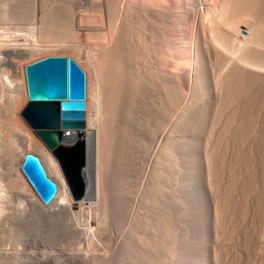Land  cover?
Instances as JSON below:
<instances>
[{"label":"bare ground","instance_id":"1","mask_svg":"<svg viewBox=\"0 0 264 264\" xmlns=\"http://www.w3.org/2000/svg\"><path fill=\"white\" fill-rule=\"evenodd\" d=\"M53 5L57 7V11H59V17L57 18L60 23L57 22L68 31V46L70 47L69 50H72L69 52H73L72 54H74L73 56L78 62L74 60L78 64L80 63L79 65H82L81 68H84L87 72L86 75L83 69L85 72L86 85V107L84 110L85 127L80 130H71V139L65 142L67 144H74L78 141H82L84 144L85 166L81 173L84 185L83 194L78 199L73 197L58 160L52 152L48 151L44 144L36 138L33 132L22 126L23 123H21L18 128L16 127L22 139L21 143L24 147H27H25V149L28 150V152H33L34 154L39 152L35 155L40 159L46 175L57 183L55 195L48 204L43 203L36 191H34L28 183L25 178L26 176H24L20 168H16V171L12 170L14 172L9 173V184L8 182L7 184L13 188L12 191L17 190L19 193L18 200H20L26 208L36 209L35 206H38V208L42 209L43 213H46V215H49L51 218L57 217V219L59 218V220L62 219L65 221L70 226V228H68L69 231L72 229L76 234H83L90 241L93 240V242L95 240L94 237L98 239L97 243L99 242V246L97 245V251H95L96 253H94L92 258L97 262L101 263L104 261V264H143L146 262V264H151L156 261H154L153 257L158 249L157 244L160 240L154 237L155 235L157 236L158 233L156 232L160 229V227H158L160 225H157L158 223L156 224L154 221H158L160 217L164 218V214L166 213L165 210L170 209L172 202H174L170 185H173V183H175L174 180L177 179L175 175L177 177L178 173L175 174V169L176 167H180L177 166L179 164L177 162L180 160L181 164H185L184 154L186 153L185 151L187 148L185 147L187 145L190 147L193 146L194 152L202 153L201 157L199 155V162H201L203 156V164L206 166L208 175V179L206 180H209L204 190L206 189V191L209 192L208 194H211V197L214 199L221 191L219 189L220 191L217 193L218 186H220L217 184L221 181H218L220 178L216 167H220L221 164H227L222 163V161L226 162V155L228 153L230 155L233 154V158H229L230 155L228 156L229 160L233 159L232 163L234 165L232 169L234 166H237L236 169L239 170L238 165L241 163V159L244 160L243 158H245L247 153L249 154L251 150L255 156L252 154L254 158L251 159L250 154V160H248L249 165H246L248 169L250 166L247 174L252 171L251 169L255 170V168L261 167L260 170H263L262 168H264V0H54ZM38 11L40 15L38 16L39 27L38 30H36L37 32L45 27L43 24L46 14L44 9H39ZM34 27L33 25L32 29L35 30L36 27ZM63 37L62 35L61 38L63 39ZM24 45L25 47L27 46L26 44ZM9 47L0 45V51L2 50V53L0 52V96L5 92V95H7V93L9 94L8 98L4 95L8 101L9 98H11L10 107L7 106V108H11V111L9 110L11 114L9 111L8 113L13 120L15 118V120L19 122V120H17L19 118L16 116L19 108H22L20 106L22 104H18L19 100L17 101V98L19 99L21 97H18V95L16 98V93L21 89L22 91L20 92L25 95V98L27 95L24 72L22 68L19 67V63L16 62L15 57L28 54L29 51L28 48L15 49L12 47L11 50H8ZM29 49L32 50L31 47ZM94 53L98 55L100 60L102 59L106 63L103 68L102 77L105 76L107 81L102 84H100V80H92L91 77L94 78V76L90 77L89 66H84L83 61H81V59H83L89 63L95 62V60L92 59ZM2 54H5L6 57ZM4 64L10 66V69L5 66L1 67ZM92 69L90 67V70ZM94 70L95 69H93V71ZM12 72H15L16 75L18 73V78L14 79V76L12 77L13 74H11ZM93 73L94 72H92V74ZM0 98L3 99L2 97ZM6 98L4 100H6ZM3 103L5 102L3 101ZM0 106L2 105L0 104ZM8 116L7 121L12 124L13 120L10 122V117ZM1 120H3V118ZM208 120L210 123L207 127L208 124L206 125V121ZM101 129L105 134L102 149L100 146ZM200 136L203 140L202 143L198 140ZM242 140H246L244 143L249 140L250 144L245 143V145L249 144L250 147L247 146L249 150H247L244 157L240 159L243 145L241 147L238 143H241ZM222 142L224 144H222ZM229 143H233V145L231 144L232 146L230 145V148L228 147ZM12 150L15 149L12 148ZM15 152H13L14 155L16 154ZM243 153L244 149L242 154ZM199 157H194V159H192L193 166H196L197 160L195 158ZM245 161L247 160L245 159L243 162L245 163ZM217 162H221V164L216 166ZM242 163L240 165H242ZM244 165L242 166L244 167ZM221 167L223 166L221 165ZM230 167L229 169L231 170ZM199 168L200 167H198V169ZM202 168H205L204 165ZM202 168H200V170H202ZM224 169L222 171L228 173V169ZM181 171H183V169ZM219 171L221 170L219 169ZM246 171L248 170L246 169ZM235 172L238 171H233V173L231 171L232 174ZM179 174H181V172H179ZM182 174L184 175L185 171L182 172ZM251 176H253V174H249V177ZM226 177L229 178L230 175ZM236 177L235 175V178ZM231 178H233L232 175ZM237 179L239 180V178ZM177 180L179 181V179ZM245 181L247 184H250L248 183L250 181L249 178ZM182 182L184 183L183 180L181 184ZM230 182L228 184H232ZM1 183L2 181L0 182V213L4 208H2L3 199L8 195H5V190H11V188L8 190L4 189V184L2 185ZM222 186L224 187V185ZM246 186L249 188L248 185ZM239 187H241V190L243 189V185L240 186L238 184V188ZM260 187L258 185L252 188H256L257 191V188L259 189ZM229 188H227V190ZM246 188L245 190H248ZM249 190L252 189L249 188ZM249 190L248 192H250ZM253 190L255 191V189ZM259 190H261V188ZM229 191L226 192L229 194ZM242 191H240L241 193L238 192L240 195H245V191ZM252 191V196L249 195L250 197H254L253 194L255 192L252 194ZM261 192L264 194V190H261ZM261 192L259 194L262 196ZM18 193L16 195H18ZM257 194L258 192L256 195ZM259 194L258 197L256 196L257 199L260 198ZM198 195L200 194L198 193L197 196ZM221 195L224 197L225 193ZM233 196L234 195H232V197ZM236 196L238 197L237 192ZM223 197L220 196L221 199ZM198 199L197 209L202 216L203 211L207 209L200 203L202 200L204 201V199L200 201L199 196ZM243 199L244 201L247 200V195ZM179 200L180 199H178V201ZM251 200L254 201V199L251 198L250 202ZM259 200L262 201L261 199ZM217 201V204L220 205L219 200ZM228 201L229 200H227V203H230ZM233 201L234 200H232V202ZM263 201L261 203H263ZM100 202L104 210H106L105 222L107 220L108 222L106 223H110V231L111 229L113 230V228H117L115 232H105L104 230L107 224H104L105 226L103 225V227H95L96 229L92 227L93 219L90 218V212L94 207L98 206ZM222 202L221 204H224V202ZM237 202H240V205L242 204L241 200H237ZM237 202L235 200V203ZM256 202H258V200ZM227 203L225 202V204ZM235 203H230L229 205L232 204L233 206ZM247 203L248 202H246V204ZM258 203L260 204V202ZM243 204L242 206L245 205ZM203 205L206 204L203 203ZM240 205L237 207L234 206V208L239 209L238 207H240ZM249 205L250 203H248L247 206ZM255 206L252 207L251 212L256 216L259 211L258 207L260 208L261 205ZM222 207L224 208L225 206ZM157 208H159V210ZM202 208L204 209L202 210ZM242 208L246 209L245 206ZM242 208L240 207V209L236 211L243 212L244 210H241ZM212 209L210 208V211H212ZM260 209L264 210V208ZM216 210V215L219 216L218 207H216ZM226 210L227 208L225 211ZM231 211L234 212V209L230 210V212ZM230 212L228 211V214H231ZM247 212L248 211L245 213L244 211L245 214H248ZM260 212L261 211H259V213ZM236 213L237 216L236 214L232 216L238 217L239 213ZM241 215L239 218L242 221L241 218L244 217H241ZM257 215L258 217L259 215L261 216V214ZM203 216L205 217L206 215ZM230 216L231 215L227 217L229 218ZM246 216L247 215H245V217ZM251 216H248L249 219ZM204 217L203 220H205ZM223 217H225V215ZM167 218L168 216L165 219ZM208 218L206 217L207 220H210ZM257 218L256 220L259 224L260 220ZM236 219L234 223L238 225ZM245 219L246 218H244V221ZM214 220L211 219V222ZM220 220L219 222L221 223ZM246 220H248V218ZM199 221L201 220L196 222ZM226 221L228 220L226 219ZM226 221L224 220V222ZM261 221H264V219H261ZM231 223L233 224V221ZM253 223H251V225ZM200 224L203 230V238L197 235L204 241V238L208 234H204V223H199L197 226H200ZM210 224L215 225L213 223H208L209 230H214L216 227V229H218L220 227L213 226L214 228L210 229ZM226 224L228 223L226 222ZM263 224L260 227H263ZM220 225L222 226V224ZM230 225L227 226L231 228L232 226L230 227ZM242 226L245 227L246 225ZM242 226H240L241 229ZM224 227L226 228V226ZM228 227L227 231L229 232ZM248 227L249 226H246L245 228ZM220 228L218 231L221 232ZM235 228V230L238 229L236 233L239 235L240 228ZM254 228L255 227L248 228L245 232L242 230V233H244L245 236L247 235L246 232ZM222 230V234L226 233V229ZM256 231L257 229L255 231L253 230V232ZM259 231L262 232L261 228ZM6 232L3 226H1L0 264H9V260L13 257L10 255L12 254L11 252L3 248L5 242L2 241L3 238H1V236L5 237V234H7ZM228 232L226 238L236 234L233 233V235L230 236ZM232 232H234V230ZM253 232H249L248 234L251 238L254 235ZM262 233H264V229ZM262 233L259 234L262 235ZM160 234L161 233H159L158 236ZM219 234L217 235V241L220 239ZM248 237L247 241L249 240ZM254 238L252 239L253 241L255 240ZM165 239V241L168 242L167 238ZM194 239L197 242V237ZM257 239L259 240V237ZM216 240L215 242H217ZM223 240L227 243L226 239L223 238ZM232 240L229 241L231 242ZM220 241L224 243L222 240ZM250 241L251 240H249L248 243H250ZM212 242H214V240ZM239 242L238 245H236L237 247L239 246ZM257 243H254L256 248H258L257 245L259 244ZM228 244L231 245L232 243L228 242ZM244 244L246 246L247 243ZM250 244L247 245L246 248H242V252H240V248L238 253L240 252V255L241 253L245 254L247 252L245 249L249 250L250 246L252 247L250 248L252 252L253 245ZM201 245L198 246V248L201 247ZM225 245L227 246V244ZM241 245L244 247L243 244ZM195 246H197V244ZM204 246L208 247L206 243ZM219 246H217L218 249L215 246V251L212 252L215 253L216 249L221 252L223 249H219L221 247ZM209 247L212 248V244ZM211 248H209V250ZM256 248L254 250L257 255ZM259 248L261 249V247ZM159 249L161 250L162 248ZM202 250L206 251L208 248L201 249V253ZM227 250L232 249L230 247ZM244 250L246 252H244ZM194 251L196 252L199 250L195 249L193 253H195ZM223 251H225V249ZM234 251H229V253H233L234 256ZM263 252L260 254L263 255ZM216 253L215 255L217 256L219 253ZM222 253L225 254V252ZM253 254L254 253H247L246 255H252L253 257ZM260 254L258 256L263 259H259L258 256L257 259L256 256L253 257V259L255 258L257 263H259L258 259L263 260V262L260 261V263L262 262V264H264V257ZM205 255L206 253L202 256L203 259L207 257H205ZM212 256L214 257V254ZM228 256L230 258V255ZM241 257L243 256L241 255ZM241 257L240 259H242ZM246 258L248 259L250 257L247 256ZM203 259L198 261L203 263L206 261ZM216 259L218 258H215V260ZM240 259L238 261L237 257L239 264L242 262ZM209 260L212 261V259H208V261ZM196 261L194 263L197 264ZM213 262L215 264L217 261ZM250 263L248 262V264Z\"/></svg>","mask_w":264,"mask_h":264},{"label":"rangeland","instance_id":"2","mask_svg":"<svg viewBox=\"0 0 264 264\" xmlns=\"http://www.w3.org/2000/svg\"><path fill=\"white\" fill-rule=\"evenodd\" d=\"M41 1H43V2H41ZM39 3V4H38ZM53 3H54V0H0V45H5L6 47L8 46H10L9 48H8V50H11L12 48H15V49H18V48H23V49H26V48H28V51H29V53L28 54H24V55H21V56H19V57H15V60H16V62L17 63H19V67H21L22 68V71L24 72V76H25V66L26 65H28V64H30V63H32V62H34V61H37V60H39V59H42V58H45V57H48V56H71V57H73L74 58V54H72L73 52H69V51H72V50H69L70 49V47L68 46L69 45V35L67 34L68 33V31L67 30H65V28H63L62 26H60V21H59V19L57 18V17H59V11H57V7H54V5H53ZM42 4V5H41ZM48 5V6H47ZM50 5V6H49ZM54 7V8H53ZM39 9H44L45 10V18H44V20H45V22H44V24H43V26H45L42 30L40 29L38 32L36 31V30H38V27H39V15H40V13H39ZM54 10V11H53ZM36 15V16H35ZM35 16V17H34ZM34 18V19H33ZM59 23H58V22ZM36 22V23H35ZM38 22V23H37ZM56 22V23H55ZM37 25H35V24ZM46 23V24H45ZM49 24V25H48ZM31 25H32V27H31ZM33 25L36 27H34L35 28V30L34 29H32L33 28ZM56 25V26H55ZM48 27H49V30H48ZM51 28V29H50ZM60 29H62V30H60ZM25 30V31H24ZM47 30V31H46ZM33 31H35V32H33ZM4 33V34H3ZM14 33V34H13ZM17 33V34H16ZM25 33H27V34H25ZM6 34V35H5ZM36 35V36H35ZM61 35V36H60ZM62 35L64 36L63 37V39H65V40H63L61 37H62ZM8 36V37H7ZM43 36V37H42ZM60 36V37H59ZM66 36V37H65ZM6 37V38H5ZM27 37V38H26ZM68 37V38H67ZM2 38V39H1ZM4 38V39H3ZM24 39V40H23ZM61 39V40H60ZM7 40V41H6ZM3 41V42H2ZM62 41H63V43H62ZM3 44H2V43ZM9 44V45H8ZM22 44V45H21ZM24 44H26L27 46L25 47V45ZM28 44H30V45H28ZM15 45V46H14ZM21 45V46H20ZM47 45V46H46ZM64 46V47H62V46ZM68 47H66V46ZM29 46V47H28ZM35 46H37V47H35ZM12 47V48H11ZM32 48V50H30L29 48ZM41 49H40V48ZM62 47V48H61ZM2 48V47H1ZM34 49V50H33ZM64 49V50H63ZM7 50V49H6ZM36 50H37V52H36ZM66 50V51H65ZM68 50V51H67ZM30 51H31V53H30ZM1 53H2V50L0 51ZM3 55V54H2ZM96 55V56H95ZM3 56H5L6 57V55L4 54ZM95 57V58H94ZM96 57H97V59H96ZM99 57H98V55L97 54H93V56H92V59H94L95 60V62H92V63H89V62H87V61H85V60H83V59H81V61H83V65L84 66H89V74H90V77L91 76H94V78L93 77H91L92 78V80L93 81H95V80H100L99 82H100V84H102V83H104V82H106L107 81V78L105 77V76H103L102 77V72H103V68H104V66L106 65V63H105V61H103L102 59L100 60V58L98 59ZM75 59V58H74ZM76 60V59H75ZM77 61V60H76ZM78 62V61H77ZM87 62V63H86ZM80 64V63H79ZM6 67V68H9L10 69V66H8V65H2L1 67ZM81 67H82V65H81ZM90 67H91V69L93 68V69H95L94 71H93V69L92 70H90ZM84 69V68H83ZM85 70V69H84ZM94 72L93 74H92V72ZM85 72H86V70H85ZM11 74H13L12 75V77L14 78V79H16V78H18V73H17V75H16V73L15 72H12ZM92 74V75H91ZM86 75H87V72H86ZM19 81H20V79H19ZM26 82V81H25ZM25 90H26V95H27V88H26V83H25ZM20 91H22L21 89L18 91V93H16V98H17V96L18 97H21V98H17V101H18V104L20 103V104H22V105H20L22 108H19V110H18V112H17V118H19V119H17V120H19V122H17L16 120H15V116L13 117L14 118V120L10 117V114H11V108H9L10 107V104H11V98H9V101H8V97H9V94L7 93V95H5L6 94V92L5 93H3V94H1L2 96H0V97H2L3 99H1L0 100V104L2 105V106H0L1 108H0V121L2 122H0V180L2 181V185H3V188L4 189H9V188H11L10 186H8V184H9V182H8V175H9V173L10 172H14V171H16L17 169H21V165H22V159H23V155L25 154V153H27L28 152V150H26L25 149V147H24V145H22V139H21V137H20V135H19V133L17 132L18 130L16 129V127L18 128L19 127V125L21 124V123H23V125L22 126H24V127H26V128H28L31 132H33V134L36 136V138L39 140V141H41L38 137H37V135L34 133V131H33V129L25 122V120L22 118V116L20 115V112H21V110L23 109V107L26 105V103L28 102V97L26 96V98H25V95L23 94V93H21ZM20 92V93H19ZM7 97H5V96ZM24 95V96H23ZM6 98V100H4ZM22 98H24V99H22ZM21 99V100H20ZM2 101V102H1ZM3 101L5 102V103H3ZM23 101V102H22ZM8 102H9V105H8ZM22 102V103H21ZM5 106V107H4ZM7 106H9L8 108H7ZM19 106V107H20ZM6 109H7V111H6ZM3 110V111H2ZM10 110V111H9ZM8 111L10 112V114L8 113ZM8 114H9V116H8ZM3 116V117H2ZM6 116V117H5ZM7 116L8 117H10V122L13 120V122H12V124L11 123H9L7 120H8V118H7ZM3 118V120H1L2 118ZM7 118V119H6ZM209 119H210V117H209ZM15 121H16V123H15ZM4 123H6V124H4ZM19 123V124H18ZM209 123H210V121L208 120V121H206V125H207V127L209 126ZM14 124V125H13ZM15 124H16V126H15ZM2 125V126H1ZM4 126V127H3ZM12 127H14V128H12ZM4 128V129H3ZM15 129V130H14ZM14 130V131H13ZM104 136H105V134H104V132H103V130L101 129V133H100V146H101V149H102V146H103V138H104ZM201 137V136H200ZM199 137V141H201V143L203 142V140H202V137L200 138ZM197 140V141H198ZM198 141V142H199ZM244 141H246V140H242V142L240 143H238L241 147H242V145H243V147L241 148L242 150V152H243V149H244V153L242 154V152L240 153V159L242 158V157H244V154H246L245 152H247V150H249V144H250V142H249V140L247 141V142H245V143H249V144H246L245 145V143H244ZM9 143V144H8ZM41 143H42V141H41ZM222 144H224L223 142H222ZM232 145H233V143H231ZM230 143H229V148L232 146ZM21 145V146H20ZM227 145V144H226ZM231 145V146H230ZM12 146V147H11ZM18 146H20V147H18ZM45 146V145H44ZM239 146V147H240ZM247 146H249V147H247ZM193 147V146H192ZM192 147H190V146H186L185 148H187L186 149V153L184 154V159H185V164L184 163H182L183 164V166H182V164L180 163V160H179V162H177V163H179L177 166H180L182 169H183V171H181L182 169L180 168V167H176V169L177 168H179V169H175V174H179V172H181V174H179V176H178V174H177V177H176V175H175V178H177V179H179V181L177 180H174L175 181V183L177 184H175V183H173V185H170V189H172L171 191H172V193H171V195H172V197H173V200H174V202H172V205H171V208L170 209H168V210H165V214H164V218H162V217H160L159 218V220L158 221H154L157 225H160V226H158V227H160V229L159 230H157V232L156 233H161V234H163V235H159V236H161V237H159L158 236V234H157V236L155 235L154 237H156L157 238V240L158 239H160L159 240V243H161V244H157L158 246H157V250H156V252L154 253V261L155 262H153V263H151V264H196V263H194L196 260V262H197V264H205V263H209V264H214V262L213 261H217V262H215V264H239V259H240V257H241V255L243 256V257H241L242 259H240V261H242V262H240L241 264L243 263V261L244 260H246V261H244V263L243 264H248V262L250 263V264H262V262H263V260H259V259H263V258H261V257H259L258 255L260 254V253H262L264 250V242H263V240H264V233H262L263 232V229H264V226L263 227H260V226H262V224L264 223V221H261V219H264L263 218V216H264V210H262V209H260V208H264V198H263V192H261V190H264V182H262V181H264V168H262L263 170H260L261 169V167L259 168H255V170H253V169H251L252 171H250V173H248L247 174V172H249V169H250V166H249V169H248V166L246 167V165H249L248 164V160H250L249 159V157H250V154H251V159H253L254 158V156H255V154L252 152V150H251V152L248 154L247 153V155L245 156V158H243L244 160L246 159L247 161H245V163H247V164H245L243 161L244 160H242L241 159V163H242V165H244V167L242 166V165H238V168H239V170L238 169H236L237 168V166L235 167L234 166V168L232 169V167H233V159H230L229 160V158H233V154L232 155H230L229 153L226 155V157H227V159H226V162L225 161H222V163H227V164H221V162L220 163H216V166H219V164H221L223 167H221V165H220V167H216L217 169H218V174H219V178H220V180H218L220 183H218V181H217V185H220V186H218L219 188H218V190H217V193H218V195H220L221 197H223L221 194H224L225 193V195H226V198H225V195H224V197L221 199L220 198V196H218V195H216L215 196V199L213 198V197H211L212 195L211 194H208L209 192H207L206 191V189L204 190V188H205V186L206 185H208V183H209V180H206V179H208L207 177H208V175H207V172H206V166H205V164H203L204 163V160H203V156H202V158H201V162H199L200 161V157H201V155H202V153H199L198 151V153H196V152H194V150H193V148ZM245 147H247V148H245ZM12 148H14L15 150H12ZM27 148V147H26ZM45 148L47 149V147L45 146ZM228 148V149H229ZM246 149V150H245ZM48 150V149H47ZM189 150V151H188ZM193 152H192V151ZM16 151V152H15ZM22 152V153H20V152ZM48 151H50V150H48ZM189 153H188V152ZM13 152H15L16 154L14 155V153ZM249 152V151H248ZM18 153V154H17ZM31 153H33V152H31ZM37 154L39 153V152H36ZM35 153V154H36ZM34 154V153H33ZM196 154H198V155H196ZM252 154L254 155V156H252ZM194 155H196V156H194ZM199 155H200V157H199ZM230 155V156H229ZM243 155V156H242ZM199 157V158H195L197 161H196V166H193V164H192V162H193V160L192 159H194V157ZM228 156H229V158H228ZM17 157V158H16ZM193 157V158H192ZM192 160V161H191ZM203 160V161H202ZM228 160H229V162H228ZM231 161V162H230ZM181 162H182V160H181ZM199 162V163H198ZM229 163V164H228ZM200 164V165H199ZM203 165H204V169H205V172H204V169L202 168L203 167ZM232 165V166H231ZM10 166V167H9ZM231 168V170L229 169V167ZM15 169H14V168ZM183 167H185V168H183ZM198 167H200V168H202V170H200V168L198 169ZM224 167H225V169H224ZM226 167H228V168H226ZM240 167H241V169H240ZM17 168V169H16ZM174 168H175V166H174ZM219 169L221 170V171H219ZM227 170L228 171V173H225V171H222V170ZM244 169V170H243ZM246 169L248 170V171H246ZM12 170H14V171H12ZM230 170V171H229ZM238 171V172H235L234 174H232L233 173V171ZM243 170V171H242ZM8 171V172H7ZM22 171V170H21ZM185 171V174L183 175L182 174V172H184ZM226 171V172H227ZM231 171H232V173H231ZM204 172V173H203ZM220 172V173H219ZM254 172V173H253ZM222 173V174H221ZM237 173H238V175H240V176H238L237 175ZM243 173V174H242ZM246 173V174H245ZM256 173V174H255ZM7 174V175H6ZM24 174V173H23ZM225 174H226V176H229L230 175V179L228 178V177H226L225 176ZM228 174V175H227ZM249 174L250 175H252L253 174V176H251L252 177V179H251V177H249ZM7 177H5V176ZM221 175H223V176H221ZM231 175L233 176V178H231ZM235 175L237 176L236 178H235ZM246 175V176H245ZM248 175V176H247ZM255 175V176H254ZM258 175V176H257ZM263 175V176H262ZM25 176V175H24ZM182 176V177H181ZM185 176V177H184ZM221 176V177H220ZM180 177V178H179ZM200 177V178H199ZM244 177V178H243ZM256 177V178H255ZM258 177V178H257ZM260 177H262V178H260ZM26 178V177H25ZM222 178V179H221ZM237 178H239V180L237 179ZM242 178V179H241ZM249 178V182L248 183H250V184H247V182L245 181V180H247ZM27 179V178H26ZM225 179H227V180H225ZM229 179V180H228ZM233 179V180H232ZM255 179V180H254ZM263 179V180H262ZM183 180L184 181V183L182 182V184H181V181ZM223 180H225L226 181V183L228 184L230 181V183H232V184H228V185H231V186H228L226 183H225V181H223ZM234 180H236V181H234ZM253 182H252V181ZM0 181V182H1ZM27 181H28V179H27ZM229 181V182H228ZM232 181H234V182H232ZM239 181H240V183H242V184H240L239 183ZM4 182V183H3ZM7 182H8V184H7ZM237 182V183H236ZM251 182H252V185H251ZM260 182H262V183H260ZM28 183L30 184V182L28 181ZM222 183V184H221ZM224 183V184H223ZM233 183H234V185L236 186H234L233 185ZM236 183V184H235ZM254 183V184H253ZM258 183V184H257ZM5 184H6V188H5ZM57 184V183H56ZM180 184V185H179ZM238 184L240 185V186H242L243 185V191H245V195L243 194H241L240 195V191H242L241 190V187H239L238 188ZM244 184H246V185H248L249 186V188L250 189H255V191L253 190H249V188L246 186V185H244ZM257 184V185H256ZM222 185H224V187L226 186L227 188H229L230 189V191H229V189L227 190V188L225 189ZM252 187H257L258 185H259V187L261 188V190H259L258 188H257V191H256V188H252ZM256 185V186H255ZM8 186V187H7ZM30 186L32 187V185L30 184ZM58 186V185H57ZM177 186V187H176ZM223 187V190H222V187ZM183 187V188H182ZM247 187V188H246ZM33 188V187H32ZM233 188V189H232ZM236 188V189H235ZM240 189V190H238V189ZM245 188L246 189H248L250 192H248V190H245ZM263 188V189H262ZM12 189L13 188H11V190H9V191H6L5 190V195H7V197H5L4 199H3V204H2V212L0 213V227L1 226H3V228L7 231L6 233L7 234H5V237L4 236H1V238H3L2 239V241H4L5 242V244H4V246H3V248H5L7 251H9V252H11L12 254H10L11 256H13V257H11V259L9 260V264H104V261H102L101 263H99V262H97L96 260H94V259H92L93 258V255H94V253H96L95 251H97V245L99 244V242L97 243V241H98V239H96L95 237H94V242H93V240L92 241H90L86 236H84L83 234H80V233H77L76 234V232H74V231H72V229H70L71 231H69V229L68 228H70V226L65 222V221H63L62 219L61 220H59V218L57 219V217L55 218V217H50L49 215H46V213H43L42 212V209L41 208H38V206H35V208L36 209H30L29 207H27L26 208V206L24 205V204H22V202H20V200H18V198H19V193L17 192V190H15V191H12ZM220 189V190H219ZM231 189H232V192H231ZM33 190H34V188H33ZM35 191V190H34ZM174 191V192H173ZM205 191V192H204ZM223 191V192H222ZM225 191V192H224ZM226 191H229L230 193L228 194ZM240 193H239V192ZM242 191V192H243ZM251 191H252V194L254 195V197H250V196H252L251 195ZM8 192V193H7ZM18 193V195H16L17 193ZM181 192V193H180ZM222 192V193H221ZM233 192H234V194H233ZM236 192H237V195H238V197L236 196ZM248 192V193H247ZM258 192V194L261 192V194H262V196L260 195L259 197L260 198H258L257 199V197H258V194L256 195V193ZM16 193V194H15ZM200 194V195H198L199 196V198H200V201L202 200V199H204V201L202 200V202H200L201 204H202V206L203 207H205V209H207L208 210V212H207V210L205 211H203V214H202V216L203 215H206L205 217H204V219L205 220H203V217L199 214V211H198V209H197V202H199V201H197V199H198V196H197V194ZM206 195H205V194ZM216 193V194H217ZM221 193V194H220ZM227 193V194H226ZM180 194H182V195H180ZM38 195V194H37ZM175 195V196H174ZM178 195V196H177ZM230 195V196H229ZM232 195H234L233 197H232ZM246 195H247V200H245L244 201V199L243 198H245L246 197ZM250 195V196H249ZM218 196V197H217ZM231 198V202H230V198ZM240 196V197H239ZM242 196V197H241ZM257 196V197H256ZM179 197V198H178ZM207 197V198H206ZM217 197V198H216ZM238 199H237V198ZM250 197V198H249ZM256 197V198H255ZM40 198V197H39ZM209 198V199H208ZM212 200H211V199ZM229 198V199H228ZM236 198V199H235ZM254 199V201L253 200H251V202H250V199ZM6 199V200H5ZM178 199H180L179 201H178ZM256 199V200H255ZM259 199H261L262 201H263V203H261L262 201H260ZM41 200V199H40ZM196 200V201H195ZM199 200V199H198ZM217 200H219V203H220V205L219 204H217ZM222 200H223V202H224V204H221V202H222ZM227 200H229L228 202H230V203H235V200H236V202H237V200L238 201H240L241 200V203L243 204L244 202V206H245V208L246 209H243L242 207H244V206H242V204L240 205V202L238 203H235L233 206H232V204L231 205H229L230 203H227ZM232 200H234L233 202H232ZM258 200V202H260V204L258 203V202H256ZM42 201V200H41ZM178 201V202H177ZM214 203H212V202ZM243 201V202H242ZM253 201V202H252ZM180 202V203H179ZM210 202H211V205H210ZM222 202V203H223ZM225 202L227 203V204H225ZM246 202H248V203H250V207H251V209H250V207L249 206H247L248 205V203L246 204ZM203 203L204 204H206V205H203ZM254 203H255V205H254ZM258 203V204H257ZM207 204H208V207H207ZM240 205V207L242 208L241 210H244L245 211V213H246V211H248L247 213L249 214H245L244 213V211L243 212H240V211H236V210H239L240 209V207H238L239 209H235L234 208V206H238V205ZM211 207H210V206ZM228 205V206H227ZM260 206V208L258 207V209H259V211H261L260 213H259V211H258V209H257V211H258V213L257 214H261V216L259 215V217H260V219H259V217H258V215L256 214V216L254 215V214H252V207H257V206ZM25 206V207H24ZM215 206V207H214ZM219 206H220V208H219ZM222 206H225L226 208H227V210L225 211V207L223 208ZM232 206V207H231ZM263 206V207H262ZM6 207V208H5ZM158 207V206H157ZM207 207V208H206ZM212 207H213V209H212ZM216 207H218V215L219 216H217L216 215V212H217V210H216ZM229 207V208H228ZM210 208L212 209V211H210ZM231 208V209H230ZM234 209V212L233 211H231L230 212V210H233ZM29 209V210H28ZM40 211H39V210ZM158 210H159V208H157ZM204 208H202V210H203ZM220 209H222V210H220ZM229 209V210H228ZM248 209V210H247ZM250 209V210H249ZM157 210V211H158ZM29 211V212H28ZM191 211V212H190ZM223 211V212H222ZM228 211L231 213V214H228ZM238 212L239 214L241 213H244V214H240L241 215V217H244V218H248V220H246L245 219V221H244V218H241L242 219V221L240 220V218H239V214H238V217H236L237 216V213L236 212ZM32 212V213H31ZM205 212V213H204ZM210 212V213H209ZM213 212V213H212ZM228 214H226V213ZM209 213V214H208ZM222 213V214H221ZM251 213V214H250ZM262 213H263V215H262ZM177 214V215H176ZM181 214V215H180ZM197 214V215H196ZM200 216H199V215ZM236 214V216H232V215H235ZM90 215H91V219H93L92 220V227H96V228H99L100 226H102L103 227V225L104 224H107L106 225V229L104 230L105 232H108V233H111V231L112 232H115L116 230H117V228H113V230L111 229V231H110V223H106V222H108L107 220H106V222H105V217H106V210H104V207L102 206V203L100 202L99 203V205L98 206H96V207H94L93 209H92V211L90 212ZM221 215H222V217H221ZM225 215V217H223ZM229 215H231L229 218L227 217V216H229ZM244 215V216H243ZM245 215H247L246 217H245ZM253 216V218L255 219H253L252 218V216ZM168 216V218L167 219H165L166 217ZM199 216V217H198ZM248 216H251L250 217V219H249V217ZM255 216V217H254ZM48 217V218H47ZM202 219H201V218ZM206 217L208 218V219H210V220H207L206 219ZM232 217V218H231ZM258 217V218H257ZM215 220H214V219ZM217 218H218V220H217ZM220 218H221V220H220ZM226 221V219L228 220V221H226L228 224H226V222H224V220ZM226 218V219H225ZM238 220H240L241 221V224L242 225H246V226H249L248 228L250 229L251 227L253 228V227H255L254 229H251V230H249L248 232H246L247 233V235H245L244 236V233H242V230H243V232H245L246 230H248V228H245V227H243L241 224H240V221H238ZM256 218L258 219V220H260V222H259V224L257 223V220H256ZM9 219V220H8ZM211 219L212 220H214V221H212L211 222ZM230 219V220H229ZM235 219H236V223L238 224V225H236L234 222H235ZM164 220V221H163ZM198 220H201V221H199V222H196V221H198ZM219 220L221 221V223L219 222ZM223 220V221H222ZM62 221V222H61ZM160 221H161V223H160ZM175 221V222H174ZM203 221V222H202ZM219 223H218V222ZM229 221H230V224H232L231 222L233 221V224L232 225H230L229 224ZM3 222V223H2ZM207 222V223H206ZM215 222H217V223H215ZM223 222V223H222ZM243 222V223H242ZM248 224H247V223ZM253 223L252 225H251V223ZM261 222H263V223H261ZM3 225H2V224ZM66 223V224H65ZM178 223V224H177ZM199 223H204V225L203 226H205V232H207V233H205L204 232V234L205 235H210V236H206L205 238L207 239V241H206V239L204 238V241L202 240V239H200V238H203V230L201 229V224H200V226H197V224H199ZM208 223H213V224H215V225H212V224H210V229L211 228H214L213 226H220L219 228H220V230H221V232H223V230L222 229H226L225 231H226V233H221L220 231H218V229H216V228H214V230H209V225H207ZM226 225H225V224ZM246 223V224H245ZM257 223V224H256ZM260 223H261V225H260ZM165 224V225H164ZM167 224V225H166ZM169 224V225H168ZM217 224V225H216ZM220 224H222V226L220 225ZM5 225V226H4ZM67 225H68V227H67ZM109 225V226H108ZM230 225V227L231 228H229L228 226ZM234 225V226H233ZM236 225V226H235ZM242 226V229H241V227L240 226ZM251 225V226H250ZM259 225V226H258ZM264 225V224H263ZM13 226V227H12ZM105 226V225H104ZM167 226H169V227H167ZM212 226V227H211ZM224 226H226V228L224 227ZM11 227V228H10ZM66 227V228H65ZM200 227V228H199ZM223 227V228H222ZM227 227L229 228V232L227 231L228 229H227ZM235 227H239L240 229V231H241V233L243 234V237H242V234L240 233V231H239V235H238V233H236V231L238 230H235L236 228ZM257 227V228H256ZM261 228V231L262 232H260L259 231V229ZM95 228V229H96ZM168 228V229H167ZM199 228V229H198ZM208 230H207V229ZM244 228H245V230H244ZM259 228V229H258ZM263 228V229H262ZM108 229V230H107ZM201 229V230H200ZM231 229V230H230ZM257 229V231L256 232H253V230L255 231ZM234 230V232H232ZM162 231V232H161ZM169 231V232H168ZM201 231V232H200ZM210 233H209V232ZM215 231V232H214ZM224 231V232H225ZM254 233V235L252 236V238L250 237V235H248L249 234V232L250 233H252V232ZM259 231V232H258ZM166 232V233H165ZM213 232V233H212ZM217 232H219V233H221V234H219V233H217ZM227 232L229 233V235L231 236V235H233V233H236L235 235H233V236H231V237H228V238H226V236H228L227 235ZM258 232V233H257ZM16 233V234H15ZM216 233H217V235L219 234V240L217 241L216 239H218V237H217V235H216ZM255 233H256V236H258L259 237V240L257 239L258 237H256L255 236ZM262 233V235H263V237H262V235H260V234ZM80 234V235H79ZM166 234H167V236H166ZM199 235V237H198V235ZM201 234V235H200ZM214 234V235H213ZM7 235V236H6ZM166 237H165V236ZM197 235V236H196ZM216 235V236H215ZM223 235V236H222ZM237 235V236H236ZM8 236H9V238H8ZM164 237V239H163V237ZM202 236V237H201ZM212 236V237H211ZM239 236H241V237H239ZM249 236V237H248ZM7 237V238H6ZM196 238L197 237V239L199 240H197V242H196V240L194 239V238ZM208 237H209V239H211V240H209L208 239ZM211 237V238H210ZM214 237V238H213ZM217 237V238H216ZM234 237V238H233ZM241 238V239H237V238ZM246 237V238H245ZM247 237H248V239L249 240H251V241H253L252 239L254 238V237H256V238H254L255 240V242L253 241V242H251L250 241V243H252V244H250V243H248V241H247ZM162 238V239H161ZM165 238H167V241L168 242H166L165 240ZM192 238V239H191ZM222 238V239H221ZM223 238L224 239H226V241H227V243L225 242V240H223ZM261 238V239H260ZM7 239V240H6ZM169 239V240H168ZM194 239V240H193ZM232 239H234V240H232ZM246 239V240H245ZM162 240V241H161ZM193 242H192V241ZM214 240V242H215V240L217 241V242H212ZM220 240H222L224 243H222ZM229 240H232L231 242L229 241ZM241 240H243V241H241ZM246 242H245V241ZM8 241V242H7ZM209 241H211V242H209ZM239 241H241V242H239ZM259 243H257V242ZM261 241V242H260ZM19 242V243H18ZM166 244H165V243ZM203 242V243H202ZM220 242V243H219ZM228 242L229 243H232L231 245L230 244H228ZM238 242H239V246L237 247L236 245H238ZM163 243V244H162ZM197 244V246H195L196 244ZM202 245H201V244ZM205 243H206V246L208 245V247H205L204 245H205ZM207 243H209V244H207ZM213 243H214V245H213ZM219 243V244H218ZM235 243H237V244H235ZM244 243H247L246 244V246L247 245H253V251L251 252V250H250V248H252L251 246H250V248L249 247H247V248H249V250H247V249H245L244 250V252H246L244 255L241 253V255L239 254L240 252H242L243 250H242V248L244 249V248H246V246H245V244ZM254 243H257L258 245H257V247L258 248H256V245L254 244ZM263 245H262V244ZM104 244V243H103ZM103 244H101V245H103ZM195 244V245H194ZM198 244H200L201 245V247H199L198 248V246H200V245H198ZM212 244V248L211 247H209L210 245ZM216 244H218V245H216ZM222 244V245H221ZM224 244V245H223ZM225 244H227V246L225 245ZM241 244H243L244 245V247H242V245ZM261 244V245H260ZM7 247H6V246ZM162 245V246H161ZM164 245V246H163ZM193 245H194V247H193ZM222 247H220V246ZM230 245V246H229ZM240 245H241V247H240ZM99 246V245H98ZM161 246V247H160ZM203 246H204V248H203ZM215 246H216V248L218 249V247L217 246H219L220 248L219 249H225V251H223V250H221V252H220V250H218L217 251V249H216V252H220L217 256L215 255V253L214 252H212V251H215ZM223 246H225V247H227V248H225V247H223ZM234 246H236V247H234ZM104 247H105V245H104ZM231 247V249L232 250H227V249H229ZM259 247H261V249L259 248ZM15 248V249H14ZM18 248V249H17ZM101 248V247H100ZM159 248H162L161 250L159 249ZM165 248V249H164ZM194 248V249H193ZM208 248V250H209V248H211L209 251L208 250H202V253L200 252L201 251V249H207ZM233 248H235V249H233ZM241 248V249H240ZM256 248V250H257V255H256V252H255V249ZM263 248V249H262ZM96 249V250H95ZM195 249H198L199 251H194L195 253H193V250H195ZM213 249V250H212ZM238 249V250H237ZM239 249L241 250L239 253H238V251H239ZM260 249V250H259ZM13 250H15V251H13ZM235 250V251H234ZM184 251V252H183ZM204 251V252H203ZM207 251H208V253H207ZM227 251H228V253H227ZM229 251H234L235 253H234V256H236V257H234L233 256V253H229ZM249 251V252H248ZM259 251H262V252H259ZM177 252V253H176ZM198 252V253H197ZM222 252H225V254H223ZM158 253V254H157ZM201 253V254H200ZM204 253H206V255H205V257L206 258H208V259H212V261L211 260H209L208 261V259H206V258H204L203 259V257L202 256H204ZM212 253V254H211ZM230 255V258H229V256L227 255ZM251 254V253H254L253 254V257H255L256 256V259H257V256H258V262L259 263H257V260H255V258L253 259V257H252V255H246V254ZM259 253V254H258ZM43 254V255H42ZM197 254H198V256H197ZM203 254V255H202ZM208 254V255H207ZM214 254V257L212 256ZM217 254V253H216ZM221 254H223V255H221ZM239 254V255H238ZM172 255V256H171ZM180 255V256H179ZM195 255H196V257H195ZM202 255V256H201ZM226 257H225V256ZM262 257H264L263 255H264V252H263V255L262 254H260ZM212 258H211V257ZM221 256V257H220ZM223 256V257H222ZM247 256H249L250 258H246ZM156 257H158V258H156ZM163 257V258H162ZM173 257H174V259H173ZM225 257V258H224ZM232 257V258H231ZM237 257H238V261H237ZM252 257V258H251ZM166 258V259H165ZM196 258V259H195ZM203 259V260H206V261H208V262H206V261H204L203 262V260H202V262L203 263H200L199 261H201V259ZM215 258H218V259H216L215 260ZM224 260H222V259ZM233 259L232 261L231 260H229V259ZM236 258V259H235ZM200 259V260H199ZM221 261H220V260ZM229 260V263H228V260ZM250 259H251V261H250ZM253 259V260H252ZM93 260H94V262H93ZM162 260V261H161ZM168 260V261H167ZM195 260V261H194ZM199 260V261H198ZM248 260V261H247ZM256 262H255V261ZM166 261V262H165ZM227 261V262H226ZM236 261H237V263H236ZM254 261V262H253ZM260 261H262L261 263H260ZM160 262V263H159ZM169 262V263H168ZM199 262V263H198ZM221 262V263H220ZM222 262H224V263H222ZM245 262H247V263H245ZM253 262V263H252ZM136 264V263H135ZM140 264V263H139ZM143 264H146V262H144Z\"/></svg>","mask_w":264,"mask_h":264},{"label":"water","instance_id":"3","mask_svg":"<svg viewBox=\"0 0 264 264\" xmlns=\"http://www.w3.org/2000/svg\"><path fill=\"white\" fill-rule=\"evenodd\" d=\"M28 102L20 115L58 160L73 197L82 196L84 144H67L71 130L85 127V72L71 56H48L25 66ZM21 170L42 200L48 204L56 183L46 175L40 159L25 153Z\"/></svg>","mask_w":264,"mask_h":264}]
</instances>
